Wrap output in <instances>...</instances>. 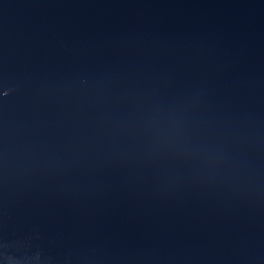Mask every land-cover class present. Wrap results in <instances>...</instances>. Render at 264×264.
<instances>
[{
    "label": "water",
    "instance_id": "water-1",
    "mask_svg": "<svg viewBox=\"0 0 264 264\" xmlns=\"http://www.w3.org/2000/svg\"><path fill=\"white\" fill-rule=\"evenodd\" d=\"M0 264H264V0H0Z\"/></svg>",
    "mask_w": 264,
    "mask_h": 264
}]
</instances>
